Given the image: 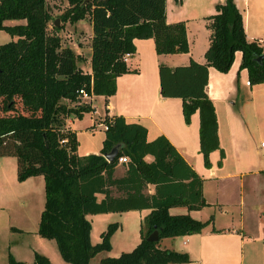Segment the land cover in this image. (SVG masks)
Masks as SVG:
<instances>
[{"label": "trees", "instance_id": "obj_1", "mask_svg": "<svg viewBox=\"0 0 264 264\" xmlns=\"http://www.w3.org/2000/svg\"><path fill=\"white\" fill-rule=\"evenodd\" d=\"M67 7L53 17L46 0H0V30L12 40L0 44V155L16 160V178L40 174L43 204L37 233L54 240L60 257L71 264H88L96 252L110 247L109 238L118 226L109 222L99 240L89 239L87 213L149 207L139 225V241L129 250L104 256L98 264H167L188 260L187 254L159 247L161 237L200 231L209 221L188 213L172 214L168 207L189 209L206 204L201 178L168 139L159 134L147 140L142 124L127 123L121 116L103 117L107 124L98 152L77 154L74 131L65 127L70 118L93 111L78 91L108 97L115 93V79L132 73L122 60L133 54L134 39L153 40L156 54L186 53L188 43L183 21L165 22V0H66ZM55 18L61 24L87 18L90 23V72L75 64L73 51L61 43ZM208 45L204 62L191 58L186 65L157 68L159 95L181 100L184 124L198 115V150L203 165L218 147L214 108L205 93L207 68L225 73L234 53L240 52L238 69H245L249 84L264 83V51L245 38L241 15L234 0H222L207 18ZM13 21V24L5 22ZM259 56L260 59H257ZM19 105V108L16 107ZM65 138L64 142L60 139ZM119 143L113 159L103 153ZM222 155V151H220ZM152 156L146 161L144 156ZM126 155V171L113 177L119 156ZM218 163H220L218 161ZM154 193L142 192L145 183ZM110 186L122 189L111 194ZM96 193H102L100 199ZM157 231V239L147 235ZM264 237V232H263ZM6 264H51L48 257L33 252L31 262L7 253Z\"/></svg>", "mask_w": 264, "mask_h": 264}, {"label": "crops", "instance_id": "obj_2", "mask_svg": "<svg viewBox=\"0 0 264 264\" xmlns=\"http://www.w3.org/2000/svg\"><path fill=\"white\" fill-rule=\"evenodd\" d=\"M221 1L165 0V22H184L188 51L156 54L151 38L134 39L135 51L128 55L125 64L135 72L116 77L113 95L92 97V100L103 104L100 105V109L103 107L102 113H99L96 104L91 103L93 111L82 115L89 114L91 126L96 125V120L99 122L103 117L112 116H121L127 123L142 124L146 128L147 140L159 134L164 135L201 178V195L206 204L194 209L173 205L168 207V212L188 213L200 220L210 217V221L198 232L161 237L158 240L159 247L183 251L188 257L187 261L167 264H264V83L246 84V70L238 69L239 51L234 53L227 72L207 68L205 93L214 108L218 139V147L208 154V167L203 165L198 150L197 112L191 114L188 124H184L181 100L159 95V63L176 67L186 65L190 58L198 63L204 62L203 53L209 35L206 18L214 13V6ZM234 3L241 15L245 38L257 42L264 51V0H234ZM87 33L89 43L90 27ZM75 49L79 51L78 43ZM76 66L83 72H90L89 67L82 69ZM76 119H67L65 127L73 130ZM75 152L81 155L89 153V150ZM144 159L150 161L152 156L146 154ZM125 171L126 164L117 162L112 175L120 177ZM36 175L42 179L43 191L42 175ZM36 175L17 180L15 157L0 155V235L1 231L7 235L22 230L21 224L15 225V204H22L26 187L30 186L31 178ZM110 189L113 195L123 193L121 188L117 190L110 186ZM142 192L151 196L154 184L145 183ZM95 195L97 199L102 197V193ZM149 209L143 207L87 213L85 216L90 222L91 243L100 239L99 233L107 223L115 221L118 224L110 235L109 249L96 252L89 258L88 264H98L104 256L131 249L139 241L140 221ZM2 240L1 246H5L15 259L32 261V249L28 253L32 259L25 260L15 255L16 248L10 244L9 238ZM40 248L42 252L39 253L47 256L51 264H67L58 250L46 248L43 241L40 242Z\"/></svg>", "mask_w": 264, "mask_h": 264}, {"label": "rangeland", "instance_id": "obj_3", "mask_svg": "<svg viewBox=\"0 0 264 264\" xmlns=\"http://www.w3.org/2000/svg\"><path fill=\"white\" fill-rule=\"evenodd\" d=\"M47 6L50 9V13L53 17L58 16L67 7L66 0H46ZM57 26L61 23L58 18ZM89 24L87 18L78 20L74 23H63L61 28L58 30V36L61 39V43L64 46L73 47L72 51L75 57V64L79 65L82 69H87L89 67V55L90 50L88 49V33ZM6 32L0 30V43L12 40ZM78 43L79 51H76L75 44ZM1 100H0V113H1ZM92 104H96L99 113H102L100 109V102L97 100H92ZM103 106V104H102ZM19 108V105L16 104ZM96 109V110H97ZM97 116L95 115V118ZM98 119V117L96 118ZM92 119L89 120V114H85L83 117L76 119L72 125L73 131L76 139V151L82 153L84 150H89V152H97L101 140L104 135V129L101 124H98L96 120V125L91 126ZM22 204L16 202L14 213H15V225L21 224L22 230H15L14 233L3 234L1 231L0 235V264H6L5 254L9 253L6 251L5 246L2 247V238H9L10 244L15 246V255L20 256L25 260H31L32 255L28 256L29 251L32 249L36 252H42L40 248V242L43 241L46 248H52L57 251L56 244L51 238H44L38 235L36 228L38 222L39 211L42 207L43 202V191H42V179L40 176H33L30 180V186L26 187V196L21 199ZM17 223V224H16ZM5 233H7L5 231ZM28 256V257H27ZM31 258V259H29ZM67 264H71L67 262ZM198 264V262H196Z\"/></svg>", "mask_w": 264, "mask_h": 264}, {"label": "built area", "instance_id": "obj_4", "mask_svg": "<svg viewBox=\"0 0 264 264\" xmlns=\"http://www.w3.org/2000/svg\"><path fill=\"white\" fill-rule=\"evenodd\" d=\"M128 55H129L128 53H125V54L122 56V60H123L124 62L126 61ZM246 84L248 85V81H246ZM78 93H79L80 98H81L82 101L87 102L88 104L92 105L91 103H92V97H93V95H91V94H87V93H86L85 91H83L82 89H80V90L78 91ZM108 118H110V117H108ZM93 124H94V123H93ZM98 124H101L102 127H103V129H105L106 126H107V124L103 123L102 121H99ZM64 141H65V138L60 139V142H64ZM127 160H128V157H127L126 155H122V156H119V157L117 158V161H118V162H125V161H127ZM193 264H195V263H193Z\"/></svg>", "mask_w": 264, "mask_h": 264}, {"label": "water", "instance_id": "obj_5", "mask_svg": "<svg viewBox=\"0 0 264 264\" xmlns=\"http://www.w3.org/2000/svg\"><path fill=\"white\" fill-rule=\"evenodd\" d=\"M54 25L57 26V20H54ZM261 56H259L257 59H260ZM119 143L113 145L107 152L103 153V156L106 160L110 161L113 159L114 155L116 154L118 148H119ZM148 240H156L157 239V231L153 230L151 231L147 237Z\"/></svg>", "mask_w": 264, "mask_h": 264}]
</instances>
